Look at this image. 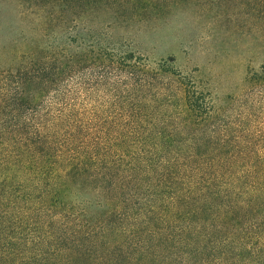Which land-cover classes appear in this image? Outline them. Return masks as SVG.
<instances>
[{
  "label": "trees",
  "instance_id": "1",
  "mask_svg": "<svg viewBox=\"0 0 264 264\" xmlns=\"http://www.w3.org/2000/svg\"><path fill=\"white\" fill-rule=\"evenodd\" d=\"M195 9L264 32V0H0V264H264V64L220 99L138 50Z\"/></svg>",
  "mask_w": 264,
  "mask_h": 264
},
{
  "label": "rangeland",
  "instance_id": "2",
  "mask_svg": "<svg viewBox=\"0 0 264 264\" xmlns=\"http://www.w3.org/2000/svg\"><path fill=\"white\" fill-rule=\"evenodd\" d=\"M195 10L172 15L156 30L139 32L138 50L157 62L174 56L175 66L185 72L199 70L198 77L221 99L244 84L249 68L257 70L264 64V32L242 27L240 22L234 27L237 31H230L234 28L228 23L208 26L212 17L199 19L200 12ZM212 33L216 36L209 40ZM259 94L250 99L259 101Z\"/></svg>",
  "mask_w": 264,
  "mask_h": 264
}]
</instances>
